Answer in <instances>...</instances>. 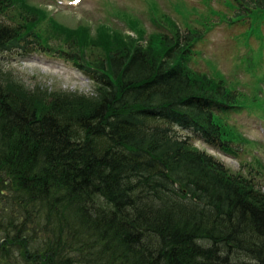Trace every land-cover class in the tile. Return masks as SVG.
<instances>
[{"label":"trees","instance_id":"obj_1","mask_svg":"<svg viewBox=\"0 0 264 264\" xmlns=\"http://www.w3.org/2000/svg\"><path fill=\"white\" fill-rule=\"evenodd\" d=\"M36 14L0 0V51L53 54ZM194 32L77 31L57 52L89 93L0 73V264H264V186L195 142L243 149L240 93L186 66Z\"/></svg>","mask_w":264,"mask_h":264},{"label":"rangeland","instance_id":"obj_2","mask_svg":"<svg viewBox=\"0 0 264 264\" xmlns=\"http://www.w3.org/2000/svg\"><path fill=\"white\" fill-rule=\"evenodd\" d=\"M21 1L37 11L42 43L54 52L0 51V73L49 92L92 90L91 80L57 52L70 51L74 45L70 37L77 31L95 34L105 27L138 38L137 29H142L148 38L170 32L173 25L179 31L196 30L199 38L186 66L222 79L240 93L239 107L228 108L225 118L235 132L233 144L243 149L233 154L203 143L201 137L195 142L224 161L232 173L264 186V7L242 5L243 0Z\"/></svg>","mask_w":264,"mask_h":264}]
</instances>
